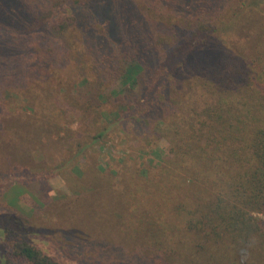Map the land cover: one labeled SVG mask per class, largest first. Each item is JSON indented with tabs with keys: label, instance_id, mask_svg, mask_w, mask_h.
<instances>
[{
	"label": "trees",
	"instance_id": "trees-1",
	"mask_svg": "<svg viewBox=\"0 0 264 264\" xmlns=\"http://www.w3.org/2000/svg\"><path fill=\"white\" fill-rule=\"evenodd\" d=\"M144 2L170 23L152 22ZM144 2L35 0L27 25L25 14L17 12L22 4L0 0V30L64 34L69 25L85 22L94 44L105 49L110 37L122 57L132 58L122 92L142 83L147 112L160 110L164 101L176 107L163 119L171 125L164 128L169 155L162 153L150 183L162 201L155 216L161 221L151 233L171 253L155 264H240L249 248H264L263 220L255 214L264 213V0ZM106 57L102 66L109 63L117 71L115 58ZM184 72L181 80L190 88L182 83L173 91L171 77ZM127 108L134 111V104ZM122 117L112 113L114 123L107 128ZM166 207L185 222L166 221ZM24 229L28 236L15 227L5 232L11 243L5 250L12 255L7 264H62L32 241L29 225ZM261 253L250 255L249 263L264 264Z\"/></svg>",
	"mask_w": 264,
	"mask_h": 264
},
{
	"label": "rangeland",
	"instance_id": "rangeland-1",
	"mask_svg": "<svg viewBox=\"0 0 264 264\" xmlns=\"http://www.w3.org/2000/svg\"><path fill=\"white\" fill-rule=\"evenodd\" d=\"M17 1L29 25L35 0ZM141 7L160 22L146 2ZM84 24L69 25L64 34L48 30L52 36L0 30V264L12 262L7 228L28 236L27 225L32 241L62 264H155L171 254L151 233L162 201L150 183L162 153L169 155L164 128L171 125L163 119L176 107L164 101L147 112L142 83L122 92L132 58L122 57L110 37L105 49L94 44ZM103 53L115 58L117 71L102 66ZM185 74L171 77L173 91L189 85L181 80ZM129 104L134 111L125 109ZM112 113L123 117L107 128ZM164 212L166 221L185 222L168 207ZM255 214L264 225V213ZM261 250L249 248L238 262L250 264Z\"/></svg>",
	"mask_w": 264,
	"mask_h": 264
}]
</instances>
